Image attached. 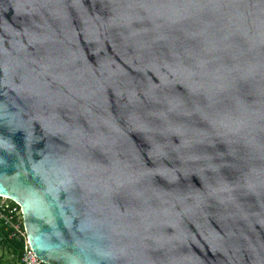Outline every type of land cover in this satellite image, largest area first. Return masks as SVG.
<instances>
[{"label": "water", "instance_id": "water-1", "mask_svg": "<svg viewBox=\"0 0 264 264\" xmlns=\"http://www.w3.org/2000/svg\"><path fill=\"white\" fill-rule=\"evenodd\" d=\"M0 196L46 264H264V0H0Z\"/></svg>", "mask_w": 264, "mask_h": 264}, {"label": "built area", "instance_id": "built-area-1", "mask_svg": "<svg viewBox=\"0 0 264 264\" xmlns=\"http://www.w3.org/2000/svg\"><path fill=\"white\" fill-rule=\"evenodd\" d=\"M10 200L11 199L9 198L0 196V220H4L6 224H9L13 228V231L18 236L23 238L24 246L21 259L22 264H46L33 250L27 236L24 222L21 221L20 217H17L18 214H22L21 206L18 203L19 207L17 205H13ZM15 218H17V221Z\"/></svg>", "mask_w": 264, "mask_h": 264}, {"label": "trees", "instance_id": "trees-1", "mask_svg": "<svg viewBox=\"0 0 264 264\" xmlns=\"http://www.w3.org/2000/svg\"><path fill=\"white\" fill-rule=\"evenodd\" d=\"M10 202L19 207L15 201L10 200ZM17 217L23 221L21 213ZM15 220L17 221V218ZM23 246V238L18 236L4 220H0V264H22Z\"/></svg>", "mask_w": 264, "mask_h": 264}]
</instances>
